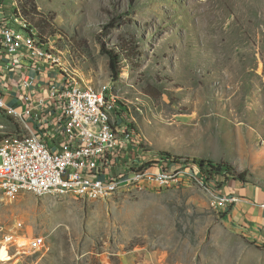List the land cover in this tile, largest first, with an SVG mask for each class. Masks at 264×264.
<instances>
[{
    "label": "rangeland",
    "instance_id": "obj_1",
    "mask_svg": "<svg viewBox=\"0 0 264 264\" xmlns=\"http://www.w3.org/2000/svg\"><path fill=\"white\" fill-rule=\"evenodd\" d=\"M26 5L84 78L113 84L152 155L225 164L264 187V0H0V15ZM105 47L122 54L116 81ZM21 130L0 109V138ZM202 174L103 199L0 193V264H264V245L218 205L225 178ZM8 233L45 246L6 253Z\"/></svg>",
    "mask_w": 264,
    "mask_h": 264
},
{
    "label": "built area",
    "instance_id": "obj_2",
    "mask_svg": "<svg viewBox=\"0 0 264 264\" xmlns=\"http://www.w3.org/2000/svg\"><path fill=\"white\" fill-rule=\"evenodd\" d=\"M67 60L51 35L0 15V71L17 73L25 91L20 110L0 87V109L22 123L20 132L0 140V193L103 199L131 187L165 189L204 178L200 167L146 150L113 84L95 86ZM215 195L220 207L236 199ZM10 246L38 252L45 237L8 233L6 253Z\"/></svg>",
    "mask_w": 264,
    "mask_h": 264
},
{
    "label": "crops",
    "instance_id": "obj_3",
    "mask_svg": "<svg viewBox=\"0 0 264 264\" xmlns=\"http://www.w3.org/2000/svg\"><path fill=\"white\" fill-rule=\"evenodd\" d=\"M19 78L17 73L10 77L4 71H0V87L4 91L8 105L22 110L25 91ZM218 192L236 198L221 207L225 220L232 229L248 237L252 242L264 245V187L229 177L225 178Z\"/></svg>",
    "mask_w": 264,
    "mask_h": 264
},
{
    "label": "trees",
    "instance_id": "obj_4",
    "mask_svg": "<svg viewBox=\"0 0 264 264\" xmlns=\"http://www.w3.org/2000/svg\"><path fill=\"white\" fill-rule=\"evenodd\" d=\"M17 18L20 19H24L25 21L31 23V11L28 8V6H24V7H20L16 13H15ZM59 33V32H58ZM57 33H55L54 35H56ZM53 35V34H52ZM103 53L107 54L109 57V61H110V69H111V76L113 78V80H118L121 72H122V54L120 52H117L115 50H110L108 48H104L103 49ZM3 138H0V140H2ZM167 158H170L169 156ZM177 161V160H175ZM199 167L200 169H202L203 172H208L211 176H216V175H220L223 176L225 178H229L230 175H232L231 170H230V166H227L225 164H218V163H214L210 160H202L199 162ZM235 178V177H234ZM239 179L242 181H246L245 176L240 174L239 175Z\"/></svg>",
    "mask_w": 264,
    "mask_h": 264
}]
</instances>
